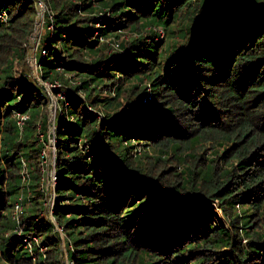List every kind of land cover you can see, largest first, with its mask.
Masks as SVG:
<instances>
[{"label":"trees","instance_id":"1","mask_svg":"<svg viewBox=\"0 0 264 264\" xmlns=\"http://www.w3.org/2000/svg\"><path fill=\"white\" fill-rule=\"evenodd\" d=\"M49 1L54 30L42 37L43 77L78 78L56 118L53 216L70 264H264V0H98L107 14L91 0ZM2 12L10 18L0 19V52L7 43L10 56L0 60V264H62L60 238L41 215L45 144L34 127L46 95L13 70L15 55L25 62L35 3L0 0ZM183 15L184 42L174 52L141 37L119 39L123 52L100 44L119 29H166ZM102 105L100 118L90 106ZM16 111L29 113L21 126ZM224 120L240 128L226 131L232 143L217 159L230 160L224 170L215 159L180 170L139 148L179 156Z\"/></svg>","mask_w":264,"mask_h":264},{"label":"rangeland","instance_id":"2","mask_svg":"<svg viewBox=\"0 0 264 264\" xmlns=\"http://www.w3.org/2000/svg\"><path fill=\"white\" fill-rule=\"evenodd\" d=\"M31 1L35 3V9H36V18H35V24H34L35 26L32 29L30 35L28 36V39L23 43V45L25 46L24 51L26 55L25 62L21 61L20 60L21 58L15 55V63L13 66V70H14L15 75H20L21 73H24V72L28 74L27 76L29 77V79L35 82V84H37L38 86H40L41 91L46 95V98L44 99L46 103L45 104L43 103V106H42L43 114L37 117L36 125L34 127V134L37 133L38 130H40L39 139L43 140L45 144V147L43 149L44 176L41 179V181H43L46 187V198H45V207H44V210H41V215L43 214L45 217L48 218V220L52 221L51 216L53 215V205H54L55 198H56V191H55V182H56L55 181V178H56L55 164H56V154H57L56 118H57L58 112L63 107L62 100H65V104L69 102L67 101L68 100L67 93L69 91H72L70 87L73 86V82L76 81V79L78 78H76V76L73 74L71 75L66 74V77L69 78V82H66V81H63L62 79H57L53 81L48 80V79L46 80L43 77V74L40 68V61L38 57H39V54L41 53V48H43L42 46L43 45V42H42L43 35H45L46 30L49 29V27H50V31L54 30L53 21H54L55 12L52 9V7L49 5L50 4L49 0H31ZM63 1H65L66 3H69V2L80 3L81 0H63ZM91 1L93 3V7L99 8L101 14L106 13V11L108 10V9L105 10L104 9L105 7L101 6L100 4L101 1H98V0H91ZM96 12H99V11H96ZM9 18H10V14H7L6 12H2L0 14V19L6 25H8ZM183 18H186V16L183 15L182 17H180V19L176 23H174L171 26H168V28L166 29L161 28V29L156 30L157 27H153L150 24L147 26H139L138 29L128 28L124 31L119 29L118 34L120 35V37L110 35L107 38L106 37L101 38L100 44L103 47V51L105 50L108 53L112 51L123 52L124 49L119 45V42H120L119 39L124 38L125 40L123 41L125 42L126 40H129L134 37H139V38L141 37V42L157 44L159 50H165L167 48L168 49L167 53L174 52L176 51V49H179L182 43L184 42V40L180 37L181 35H179L180 29L185 28V22L182 20ZM172 33H174L173 34L174 36H172ZM9 38H10V42H13V37H9ZM7 48H8L7 43H3V49L1 50L2 52H0V54H2V56L0 55V60L2 63H4L6 59L9 58L10 56L9 49ZM44 52L45 50H43V53ZM17 59L19 61H16ZM167 62L168 60L164 61L165 65H167ZM58 69L61 70L62 68L58 67ZM148 81L149 80L147 79V77H144L143 82L140 83V86L143 84L142 85L143 87L145 84L147 85V88L142 89V94H143L142 100H145V101L147 100L149 101L153 98L151 96L152 86ZM74 92L78 93V95L82 99H84L83 98L84 94L82 93L81 90L74 89ZM122 97L125 100V96L123 95ZM122 97L120 98L121 100H122ZM103 107L104 105H102V107H96L95 109L93 106H90L91 109L97 111L100 118L103 116L102 113H104L105 111ZM15 114H16V118L18 117V119L23 114L28 115L29 117L28 112L16 111ZM43 120H46V123H47V136H48L47 141H45L44 134L41 132V128L44 127ZM218 123H215V121L211 122L210 124H212L213 127L210 128L211 131L209 133H204L206 137L201 140V144L199 145L198 143L193 144V147H192L193 149L189 148V146L191 145H189L188 147H183L181 150H179L181 152L179 153V156H177V154L174 153L172 150H169L168 153L164 155L163 153L164 151H161L159 149H154L152 145L139 146V148L142 149L143 151H146L149 154V156L151 155L157 156L158 154L159 156H163L164 158L163 163H166V165L168 163L178 165L180 170L181 169L184 170L185 169L184 167H187L188 165L191 167L195 165L201 166V165H204V161H206L207 163L213 159H215L214 162L217 163V159H219L218 154L221 153L223 155V149H225L229 145V143H232L231 140H229L226 134V131L227 130L233 131L232 132L233 134V133H236V131L240 130L238 124L234 123V125H232L233 122H228L224 120L221 123L220 122ZM230 125L232 126L229 127ZM240 147H241L240 145H238V147L236 146L235 150L237 151V149ZM229 161L230 160H228L227 162H224L222 160L219 163H217L219 166V170L226 169L229 165ZM157 165L160 166L158 163ZM24 175L26 176V179H27L28 175L27 174H24ZM20 197L23 198V196L20 195L17 198V200ZM236 207L242 209V205L240 206L239 204H237ZM12 213H13V210H12ZM258 216L260 217L258 221V225L264 224V208H261L260 211H258ZM15 219L18 220L19 218H15ZM53 220L55 223L54 227L57 230V232L58 233L60 232L64 236L63 230L57 224L54 216H53ZM15 225L18 226L17 223ZM16 228H14V230H16V232L17 231L20 232L21 231L20 228L22 227L20 225ZM57 236L60 238L58 234ZM31 237L35 239L36 242L37 240L38 242L40 241L39 235L31 234ZM23 238H27L28 240H30L25 235H23ZM60 241H61L60 247H61L62 264H70L69 257H68V251H67V247L65 244V238H64V242L61 238H60ZM45 248L46 247H41L40 249L43 250ZM225 250H228V247Z\"/></svg>","mask_w":264,"mask_h":264},{"label":"built area","instance_id":"3","mask_svg":"<svg viewBox=\"0 0 264 264\" xmlns=\"http://www.w3.org/2000/svg\"><path fill=\"white\" fill-rule=\"evenodd\" d=\"M28 118V115H22V116H20V118L18 119V123L20 124V125H22L23 123H24V121L26 120ZM24 179H26V176L24 175ZM56 181V180H55ZM23 207H24V204H23V198L22 197H20L16 202H15V205H14V209H13V217L14 218H19V216L20 215H18V214H20V212L23 210ZM26 237H28V236H26ZM30 240H28L27 238H24V240L26 241V245L28 246V247H32V240L34 241V242H36V240L35 239H32L31 240V237H28ZM37 242H38V240H37ZM43 247H45V246H43Z\"/></svg>","mask_w":264,"mask_h":264},{"label":"water","instance_id":"4","mask_svg":"<svg viewBox=\"0 0 264 264\" xmlns=\"http://www.w3.org/2000/svg\"><path fill=\"white\" fill-rule=\"evenodd\" d=\"M51 219H52V223L55 225V223H54V220H53V215L51 216ZM56 233L60 236V238L63 240V242H64V236L59 232H57V230H56Z\"/></svg>","mask_w":264,"mask_h":264},{"label":"bare ground","instance_id":"5","mask_svg":"<svg viewBox=\"0 0 264 264\" xmlns=\"http://www.w3.org/2000/svg\"><path fill=\"white\" fill-rule=\"evenodd\" d=\"M53 145H54V144H53ZM51 146H52V145H51ZM51 174H52V172H51ZM52 176H53V175H52ZM52 176H51V177H52Z\"/></svg>","mask_w":264,"mask_h":264}]
</instances>
